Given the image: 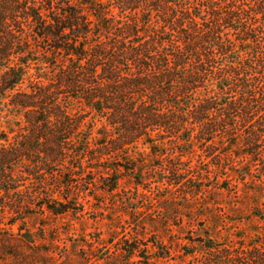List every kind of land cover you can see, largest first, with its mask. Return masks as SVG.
<instances>
[{
	"label": "trees",
	"instance_id": "16d2710c",
	"mask_svg": "<svg viewBox=\"0 0 264 264\" xmlns=\"http://www.w3.org/2000/svg\"><path fill=\"white\" fill-rule=\"evenodd\" d=\"M2 68L1 190L9 165L45 183L75 148L171 162L198 145L216 168L264 165V0H0Z\"/></svg>",
	"mask_w": 264,
	"mask_h": 264
},
{
	"label": "rangeland",
	"instance_id": "374dc122",
	"mask_svg": "<svg viewBox=\"0 0 264 264\" xmlns=\"http://www.w3.org/2000/svg\"><path fill=\"white\" fill-rule=\"evenodd\" d=\"M7 101H0V132L11 126ZM147 146L142 155L129 151L137 161L124 154L101 163L77 158L75 148L50 166L56 177L45 183L9 165L1 186L13 189H0V264H264V165L237 161L231 171L224 160L216 168L198 145L170 162ZM82 163L80 176L74 170ZM166 166L174 169L169 178ZM247 168L252 175L241 180ZM57 201L68 211L48 209Z\"/></svg>",
	"mask_w": 264,
	"mask_h": 264
}]
</instances>
